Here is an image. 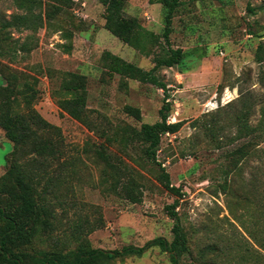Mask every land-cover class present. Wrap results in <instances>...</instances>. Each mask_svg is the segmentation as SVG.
<instances>
[{
    "label": "rangeland",
    "instance_id": "374dc122",
    "mask_svg": "<svg viewBox=\"0 0 264 264\" xmlns=\"http://www.w3.org/2000/svg\"><path fill=\"white\" fill-rule=\"evenodd\" d=\"M120 1L125 15L136 16L155 34H143L144 51L104 27L101 0H0V74L9 86L0 93V112L15 98L10 110L55 150L37 159L28 142L18 154L57 215L53 238L38 248L115 250L174 238L165 206L175 197L134 134L142 123L161 120L165 92L109 75L102 58L110 51L151 69L153 58L168 47L166 8L149 0ZM250 4L258 7L256 14ZM172 26L171 45L183 49V59L157 75L168 85V121L182 123L175 133L163 134L157 159L184 192L178 212L188 252L180 264H264V0H184ZM74 74L85 76L82 120L60 105L72 96L67 84ZM126 105L139 107L141 118ZM245 112L249 129L256 131L246 133L240 118ZM32 118L58 128H40ZM12 149L0 126V177ZM128 182L140 201L124 194ZM100 264L174 262L169 252L152 246L141 256Z\"/></svg>",
    "mask_w": 264,
    "mask_h": 264
},
{
    "label": "trees",
    "instance_id": "16d2710c",
    "mask_svg": "<svg viewBox=\"0 0 264 264\" xmlns=\"http://www.w3.org/2000/svg\"><path fill=\"white\" fill-rule=\"evenodd\" d=\"M61 3L62 0H59ZM105 5V28L117 36L128 45L145 50L142 44L143 34L154 36L155 34L147 30L136 16L125 15L121 7V1L101 0ZM151 3H161L166 8L165 28L163 36L168 45L164 55L153 58L154 66L151 69H144L137 64L127 61L121 56L110 51L103 53L104 67L111 76L119 75L125 81L128 79L138 80L142 83H150L162 88L165 92L163 105L160 109L161 120L155 123H142L139 129L134 130L135 136L143 144V155L151 162L158 163L159 176L164 187L174 197V202L165 206V211L174 221L172 232L174 238L169 241L165 237H156L148 241L144 246L128 245L122 249L106 250L103 248H87L84 245L77 250L64 252L58 247L38 248L39 244L45 245L53 238L56 228V211L49 206V199L44 193L36 188L35 178L28 174L18 162V154L21 147L31 142L32 154L37 157L53 156L55 150L52 142H41L37 137V132L32 129L26 119L19 113L10 110V106L15 98L6 103L8 109L0 112V126L5 130L6 137L12 142L13 149L7 161L9 162L6 172L0 177V264H100L106 260L137 255L141 256L152 246H160L170 253L174 264H180L183 256L188 252V235L184 230L181 216L178 212L179 202L184 195L182 188L176 186L171 181L170 173L161 162H158L157 153L165 133H175L179 130L182 122H169L168 116L172 103L169 100L168 85L158 75L157 71L161 67H173L183 59V49L173 48L170 35L173 31V20L178 8L184 0H149ZM55 7V6H54ZM258 7L249 5L252 14L257 13ZM53 13L54 10H53ZM156 38V37H155ZM262 44L259 46L258 57ZM261 58V57H260ZM262 61V60H260ZM4 83L0 85V93L8 89L5 80L8 77L0 74ZM264 80V79H262ZM262 82V81H261ZM264 84V82L262 83ZM68 90L72 94L70 98L61 100L62 109L73 118H83L85 105L84 86L85 76L74 74L68 82ZM25 99L28 95L21 92ZM125 110L141 118V109L132 105H126ZM263 129H264V108H263ZM248 112V111H247ZM247 112L240 118L244 121L246 133L256 131V127L247 124ZM34 117V116H33ZM34 119L35 125L43 128H58L50 124L47 120ZM246 119V120H245ZM39 126L40 128H42ZM34 140L30 141L32 138ZM99 156L111 164L110 156L104 148L98 151ZM124 194L133 202L141 200L142 196L137 194L132 183L128 182L122 186Z\"/></svg>",
    "mask_w": 264,
    "mask_h": 264
},
{
    "label": "crops",
    "instance_id": "0c3cea01",
    "mask_svg": "<svg viewBox=\"0 0 264 264\" xmlns=\"http://www.w3.org/2000/svg\"><path fill=\"white\" fill-rule=\"evenodd\" d=\"M9 140V139H8Z\"/></svg>",
    "mask_w": 264,
    "mask_h": 264
}]
</instances>
